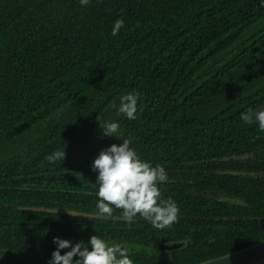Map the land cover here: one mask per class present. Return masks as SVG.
Returning <instances> with one entry per match:
<instances>
[{
    "label": "trees",
    "instance_id": "obj_1",
    "mask_svg": "<svg viewBox=\"0 0 264 264\" xmlns=\"http://www.w3.org/2000/svg\"><path fill=\"white\" fill-rule=\"evenodd\" d=\"M127 93L135 120L116 111ZM262 102L259 0H0V264H48L53 237L97 235L134 264H196L264 240V131L241 118ZM97 119L165 168L175 223L97 215L90 165L122 143Z\"/></svg>",
    "mask_w": 264,
    "mask_h": 264
},
{
    "label": "clouds",
    "instance_id": "obj_2",
    "mask_svg": "<svg viewBox=\"0 0 264 264\" xmlns=\"http://www.w3.org/2000/svg\"><path fill=\"white\" fill-rule=\"evenodd\" d=\"M81 6L90 0H79ZM260 7H264V0H259ZM124 26L122 19H117L111 30L115 36ZM139 97L135 93H127L119 98L116 107L118 115L128 120L137 118ZM250 109L242 113L241 118L249 123L258 125L264 131V108ZM255 116V120H253ZM98 120V127L106 137L122 140L120 144H111L102 149L94 158L90 169L97 173L96 209L97 215L103 219L113 217L114 209L122 210V218L132 221L137 215L147 220L154 228L163 229L178 219L180 209L171 198H162L158 185L168 181L165 168L161 165L153 166L140 158L131 146V141L124 138L119 122L114 120ZM63 151H54L46 157L49 163L63 161ZM55 250L51 253L48 264H134L125 247L112 244L105 239L93 235L87 242L73 243L69 239L53 237ZM61 254V250H65Z\"/></svg>",
    "mask_w": 264,
    "mask_h": 264
},
{
    "label": "water",
    "instance_id": "obj_3",
    "mask_svg": "<svg viewBox=\"0 0 264 264\" xmlns=\"http://www.w3.org/2000/svg\"><path fill=\"white\" fill-rule=\"evenodd\" d=\"M260 106L261 108H264V102H262L254 109L258 108L257 111H259ZM252 119L255 120V116H253ZM108 243L110 245L117 244L112 242H108ZM118 245L125 247L122 244H118ZM182 245H184L183 242H174L171 244L160 243L154 245L153 249L154 251L162 253L165 251L174 250L175 248H179ZM196 264H264V240L253 243L242 249L224 254L216 258L208 259Z\"/></svg>",
    "mask_w": 264,
    "mask_h": 264
},
{
    "label": "rangeland",
    "instance_id": "obj_4",
    "mask_svg": "<svg viewBox=\"0 0 264 264\" xmlns=\"http://www.w3.org/2000/svg\"><path fill=\"white\" fill-rule=\"evenodd\" d=\"M92 136H93V135H92ZM93 138H94V137H93ZM143 249H147V250H149L150 247H148V246H144Z\"/></svg>",
    "mask_w": 264,
    "mask_h": 264
},
{
    "label": "flooded vegetation",
    "instance_id": "obj_5",
    "mask_svg": "<svg viewBox=\"0 0 264 264\" xmlns=\"http://www.w3.org/2000/svg\"><path fill=\"white\" fill-rule=\"evenodd\" d=\"M183 244H184V242H183ZM182 246H183V245H182ZM182 246H181V247H182ZM153 247H154V245L151 246L152 250H154ZM179 248H180V247H179ZM175 249H176V248H175Z\"/></svg>",
    "mask_w": 264,
    "mask_h": 264
}]
</instances>
